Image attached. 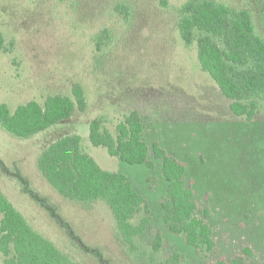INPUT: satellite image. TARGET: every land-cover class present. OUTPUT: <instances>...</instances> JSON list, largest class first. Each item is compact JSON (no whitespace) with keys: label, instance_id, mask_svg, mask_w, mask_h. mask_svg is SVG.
<instances>
[{"label":"rangeland","instance_id":"1","mask_svg":"<svg viewBox=\"0 0 264 264\" xmlns=\"http://www.w3.org/2000/svg\"><path fill=\"white\" fill-rule=\"evenodd\" d=\"M187 1L0 0V33L6 40L0 53V105L14 114L19 106L43 104L49 96L73 98L75 85L85 93V111L76 109L31 138L14 137L0 125V188L75 264H166L174 253L179 264H213L243 254L246 246L255 252L249 264L264 262V101L253 121L231 112L229 100L201 68L197 42L186 45L180 35L179 10ZM212 1L250 12L256 34L264 39V0ZM133 111L145 120L148 145L158 142L186 165L197 202L203 205L209 197L213 252L200 254L166 228L161 160L153 169L129 165L91 143L93 121L100 118L114 131ZM73 135L81 137L82 149L103 170L127 176L147 200L151 225L132 243L119 235L104 201L65 200L39 172V156ZM19 179L45 207L24 194ZM143 217L141 212L132 222ZM158 234L162 246L156 252Z\"/></svg>","mask_w":264,"mask_h":264},{"label":"trees","instance_id":"2","mask_svg":"<svg viewBox=\"0 0 264 264\" xmlns=\"http://www.w3.org/2000/svg\"><path fill=\"white\" fill-rule=\"evenodd\" d=\"M179 16L183 41L186 45L197 42L201 68L229 100L231 112L249 122L256 119L264 101V39L256 34L250 12L212 0H188L180 8ZM5 44L0 33V53L5 50ZM72 97L49 96L43 104L32 101L19 106L14 114L2 104L0 125L14 137L31 138L69 119L76 109L86 110L81 86L72 88ZM145 132L143 116L133 111L114 131L104 128L100 118L93 121L90 140L95 147L106 148L110 156L129 165L153 169L156 160H161L167 182L166 196L161 202L166 228L184 237L200 254L213 252L217 244L209 223L212 216L209 197L203 205L197 202L193 183L186 180V165L158 142L148 145ZM81 142V137L76 135L58 140L39 156L38 170L65 200L84 205L104 201L116 219L119 235L130 244L151 225L147 200L134 189L127 176L103 170L84 152ZM19 181L24 194L45 207L44 200L27 187L28 183ZM141 212L144 217L133 223ZM0 215V253L4 264H75L32 227L1 188ZM161 246L162 237L158 234L154 251L158 252ZM243 251L230 259L219 258L213 264H249L248 257H255V252L251 246L244 247ZM96 256L102 262L103 256L97 253ZM179 261V253H174L166 264H179Z\"/></svg>","mask_w":264,"mask_h":264}]
</instances>
